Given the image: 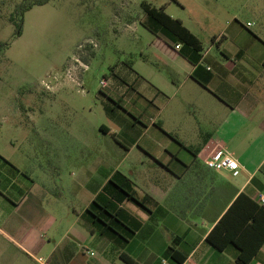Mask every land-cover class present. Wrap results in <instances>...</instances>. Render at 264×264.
Segmentation results:
<instances>
[{"label": "crops", "instance_id": "0c3cea01", "mask_svg": "<svg viewBox=\"0 0 264 264\" xmlns=\"http://www.w3.org/2000/svg\"><path fill=\"white\" fill-rule=\"evenodd\" d=\"M146 17L144 12L142 18ZM157 31L160 42L154 63L160 71H139L136 101L119 95L138 112L137 120L147 118L140 127L120 131L132 144L126 147L123 160L141 142L142 157L150 159L145 174L138 164L121 170L132 180L142 204L127 197L113 198L105 189L120 169L93 162L91 169H85L87 195L82 211H75L70 226L52 240L46 230L57 219L39 207L43 188L34 192L35 180L0 153V264H36L34 256L40 255L49 264H128L122 254L139 264H238L235 245L218 249L208 235L239 194L257 203L264 194V46L254 44L264 42L250 31L247 43L244 40L234 49L226 47L215 54L204 45L197 52L174 41L161 27ZM223 38L229 37L219 39ZM100 130L117 135L105 125ZM44 139L48 147L54 137ZM180 143L201 146L197 158ZM221 149L238 160L237 170H213L206 165L205 159ZM51 151L56 155L51 165L63 167L65 150L59 141ZM127 171L132 175L139 171L137 178L148 191L139 193ZM58 177L57 194L63 196ZM75 193L79 196V188ZM96 199L112 200L115 209L122 210L133 230H127V241L103 234L102 227L92 221L87 210ZM172 248L185 255L182 262L172 257ZM44 249L47 255L40 254ZM255 261L264 264V244L250 264Z\"/></svg>", "mask_w": 264, "mask_h": 264}, {"label": "rangeland", "instance_id": "374dc122", "mask_svg": "<svg viewBox=\"0 0 264 264\" xmlns=\"http://www.w3.org/2000/svg\"><path fill=\"white\" fill-rule=\"evenodd\" d=\"M22 1L0 0V43L8 44L0 54V153L35 180L34 192L43 188L39 207L57 219L46 230L52 240L82 211L85 169L93 162L122 171L138 164L147 172L150 159L142 157V142L123 160L132 144L120 132L147 118L137 120L138 112L119 95L136 101L139 71L161 68L154 63L159 33L142 18V2L166 6L215 54L247 43L250 31L264 42V0H50L26 11L17 30L10 16ZM222 35L229 38L219 39ZM102 125L117 135L103 133ZM47 135L54 137L53 148L59 141L65 150L61 168L51 165L56 155L45 145ZM127 172L139 193L148 191L139 171ZM58 175L63 196L57 194Z\"/></svg>", "mask_w": 264, "mask_h": 264}, {"label": "trees", "instance_id": "16d2710c", "mask_svg": "<svg viewBox=\"0 0 264 264\" xmlns=\"http://www.w3.org/2000/svg\"><path fill=\"white\" fill-rule=\"evenodd\" d=\"M49 1L23 0L16 5L15 12L10 16V20L15 22L16 29L18 30L21 27L22 16L26 11L36 5L46 4ZM141 5L147 14V18L151 21V27L157 33V28L161 27L162 33L170 35L174 41H181L185 45L191 46L197 52L203 50V44L200 39L180 19L174 18L165 12L164 7L157 8L147 2H142ZM17 17H19V21H16ZM7 45L4 42L0 43V54L5 50ZM180 144L185 146L183 143ZM185 147L197 158L201 146ZM105 190L112 193L113 198L118 200L127 197L142 204L136 198V191L132 186V180L121 170H117L114 173ZM115 207L116 205L112 200L102 202L96 199L92 203V208H89L87 212L92 221L97 223L99 227H102L103 234L117 235L127 241L130 237L127 230L131 232L133 230L130 229L127 221L124 219L122 210L115 209ZM208 241L218 249H224L230 244L235 245L239 250L236 259L237 263L250 264L264 244V206L255 202L244 193L239 194L215 224L208 235ZM171 254L178 262H182L185 259L184 254L173 248L171 249ZM122 258L128 264H139L126 254H122Z\"/></svg>", "mask_w": 264, "mask_h": 264}, {"label": "built area", "instance_id": "2783aa9c", "mask_svg": "<svg viewBox=\"0 0 264 264\" xmlns=\"http://www.w3.org/2000/svg\"><path fill=\"white\" fill-rule=\"evenodd\" d=\"M251 24L249 23L248 26ZM179 47V45H177ZM206 165L213 170L228 169L235 171L239 168L238 160L227 149H221L214 152L211 156L205 159ZM257 201L264 206V194L258 196ZM36 264H49L48 258L45 256H34Z\"/></svg>", "mask_w": 264, "mask_h": 264}]
</instances>
